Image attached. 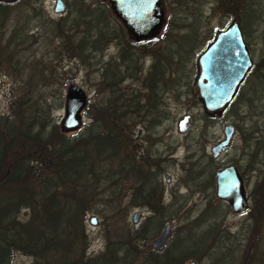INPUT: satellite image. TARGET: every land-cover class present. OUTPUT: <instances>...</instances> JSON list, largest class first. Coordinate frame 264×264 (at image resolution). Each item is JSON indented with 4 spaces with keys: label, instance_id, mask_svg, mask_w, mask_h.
<instances>
[{
    "label": "rangeland",
    "instance_id": "rangeland-1",
    "mask_svg": "<svg viewBox=\"0 0 264 264\" xmlns=\"http://www.w3.org/2000/svg\"><path fill=\"white\" fill-rule=\"evenodd\" d=\"M26 1L34 7V11L22 0L16 9V13L21 15L18 25L22 26V14L36 13L24 25L33 37L16 49L17 56L11 60L9 67L5 60L0 66V117L13 118L19 109L18 98L24 97L29 112H37L47 124L55 125L61 132L65 95L70 85L81 88L87 97V105L81 113V130L91 122V113L105 114L106 110H119L118 106L123 105L121 102L128 105L126 121L122 122L129 127L118 129L120 150L109 167L113 182L97 185L93 210L78 220V253L85 247L87 257H100L108 244L117 245L126 236L129 240L126 248L131 254L129 257L127 249L123 247L128 257L126 264H149L146 259L150 249L144 245L145 241L135 243L129 237L138 228L132 224L131 216L128 215V188L131 185L126 181L127 160L133 150L132 131L135 132V137L139 130L146 128L150 129L148 138L154 137L155 145L146 141L134 147V150L158 148L161 157L165 158L162 162L165 176L159 180L160 185H164L165 198L169 199L168 194L173 187L177 189L176 217L170 215L173 212L165 214L159 222L162 226L151 229L147 238L149 241L155 240L166 225H171V238L166 244L165 252L160 253L162 259L171 250V246L180 240V246H191L186 251H192L198 257H201L206 247H213L207 256L200 260H186V263L195 261L197 264H229L227 252L238 244H245L255 227V216L261 212L262 218L257 220V230H260L253 239L257 242L264 237V208L262 211L260 202L256 204L258 197H264L263 80L253 68L238 102L215 114L204 109L196 87V79L200 73L199 57L213 35L228 25L224 0L220 4L219 0H160L162 24L149 38V41L154 42L139 45L136 49L130 46L133 40L129 31L115 16L108 0H85L86 4L104 9L108 30L115 31V34L113 40L103 42L83 60L76 56L82 28L73 29L68 25L75 15L74 1L61 0L65 5L63 13L54 12L56 0ZM245 4V14H241L239 22L256 65L264 58V0H245ZM64 20L67 25L63 27L62 33H58V27L54 23H63ZM15 21L12 18L1 32L0 46L3 49L9 36L8 29ZM123 51L133 53V58L140 64L137 71L136 61L133 66L130 62H122L120 55ZM138 51L140 54H137ZM109 67L114 69L104 75ZM114 74L120 77L116 87L111 85ZM155 74L159 76L162 87L159 93V110L156 105L154 109L151 108L154 101L158 102V98L146 91L143 82L153 78ZM149 111H152L151 114L144 117ZM186 115L190 116L189 126L184 134H180L178 122ZM226 125L234 127L233 139L225 152L211 161V149L224 140L223 129ZM78 132L79 130L67 135L74 136ZM143 136L142 138L146 137V132ZM172 155L175 161L170 162ZM253 155L256 156L252 158ZM230 165L237 169L240 177L244 176L241 180L245 185L246 200L249 199V210L240 215L232 213L225 203L218 202L210 190L198 189L197 181L188 178V175L199 176L204 188L212 172ZM167 179H170V184ZM116 180L119 185L117 188L114 185ZM206 209H210L205 215L207 220L192 223ZM150 216L151 213L144 209L142 218ZM91 217L97 218L96 226L90 225ZM21 218L23 220L24 216ZM81 232L85 236V243ZM201 237L206 240L200 242ZM223 243L225 250L218 247ZM241 250L235 253L237 259ZM69 256L72 258L74 254ZM118 257L123 259L122 250L118 251ZM11 264H35V261L30 256L16 254Z\"/></svg>",
    "mask_w": 264,
    "mask_h": 264
},
{
    "label": "trees",
    "instance_id": "trees-1",
    "mask_svg": "<svg viewBox=\"0 0 264 264\" xmlns=\"http://www.w3.org/2000/svg\"><path fill=\"white\" fill-rule=\"evenodd\" d=\"M21 1H0V38L8 22L16 19L8 29L4 49L0 46V66L5 60L9 67L11 60L17 56L16 49L33 37L24 25L36 13L22 14V26H19L21 15L16 13V9ZM23 1L34 11L28 1ZM73 1L75 15L68 25L73 29L82 28L76 56L83 60L98 49V39H101V44L113 40L115 31L108 30L103 8L86 4L85 0ZM65 21L54 23L58 33L64 31ZM121 59L124 61V58ZM254 68L263 80L264 88V58ZM110 69L114 67L106 69L104 75H108ZM112 79L111 85L116 87L120 77L114 74ZM121 103L123 105L118 106L119 110H106L105 114L91 113V122L82 129L84 133L80 129L74 136L47 124L37 112H29L24 97L18 98L19 109L13 118L0 117V264H11L16 254L32 257L35 264H126L127 253L129 257L131 255L126 248L129 241L126 236L117 245L108 244L102 256L89 258L85 247L78 253L80 236L77 230L79 218L93 210L97 185L113 182L109 167L120 150L118 129L129 127L122 122L126 121L128 105ZM235 103H231L229 108ZM258 198L256 204L260 202L263 211L264 197ZM258 218H262V212L255 216V227L245 244H238L227 252L229 264H264V237L257 242L253 239L260 230H257ZM81 234L85 243V236ZM202 238L200 242L205 239ZM224 244L218 247L225 250ZM190 247L182 246L177 253L166 254L163 259L151 254L146 260L149 264H185L186 260H200L213 249L204 244L206 249L198 257L192 251H186ZM120 250L123 259L118 257ZM238 250L242 252L237 259L235 253ZM71 254H74L72 258Z\"/></svg>",
    "mask_w": 264,
    "mask_h": 264
},
{
    "label": "water",
    "instance_id": "water-1",
    "mask_svg": "<svg viewBox=\"0 0 264 264\" xmlns=\"http://www.w3.org/2000/svg\"><path fill=\"white\" fill-rule=\"evenodd\" d=\"M4 3H15L18 0H0ZM115 16L130 30L131 36L139 41L149 34L157 32L162 24L160 0H108ZM65 5L56 0L54 12L63 13ZM200 76L198 88L203 106L209 113L225 108L234 99L239 86L252 68V58L243 43L236 24L217 36L214 44L199 57ZM87 105V97L76 85L67 88L64 104V119L60 125L62 133H73L82 128L81 113ZM189 116L178 122V130L184 133L189 126ZM235 129L226 125L223 129L224 140L214 149V157L224 150L233 139ZM215 198L230 204L234 214L248 210L244 194V185L237 169L227 166L216 174ZM91 226L97 225V218L91 217ZM169 228L160 239L152 243L153 249H159L168 239ZM186 264H197L190 261Z\"/></svg>",
    "mask_w": 264,
    "mask_h": 264
},
{
    "label": "flooded vegetation",
    "instance_id": "flooded-vegetation-1",
    "mask_svg": "<svg viewBox=\"0 0 264 264\" xmlns=\"http://www.w3.org/2000/svg\"><path fill=\"white\" fill-rule=\"evenodd\" d=\"M220 2H221V0H219L218 4H220ZM224 2H225V5H227V11L225 12L226 13L225 17L227 18V20H229L228 21V25L225 26L224 28H222V30L216 32L215 35H213V38L211 39L210 43L206 47V50L210 46H212L214 44V42L217 39V36L219 34H221L222 32L226 31L233 24H236L237 27L240 30L243 43L245 44L246 48L249 51V48L246 45V41H245V36L246 35L243 32V29L241 28L240 22H239L241 14H243V15L245 14V10H246L245 0H224ZM128 31H129V34H130V30L129 29H128ZM153 34L154 33H151V34H149V36L147 38H145L143 40H139V41L135 40L130 34V37L133 40V42H131L130 46H132L133 49H136V47H138L139 45H147V44H150V43L154 42L152 40L149 41L150 36L153 35ZM96 44H97V46L99 48L100 45H101V39H98ZM137 54H140V52L138 51ZM249 54H250V51H249ZM250 56H251V54H250ZM120 57L124 58V61H122V62H125V63L130 62V63H132V66H133V64L136 63L137 67L134 65L136 67L135 68L136 71L140 67V64H138L137 61L133 58V53L132 52H130V51H125L124 52L123 51L122 54L120 55ZM251 58H252V56H251ZM134 61H136V62L134 63ZM252 61H253V58H252ZM198 65H199V63H198ZM254 65L255 64L253 62L251 70L249 71L248 75L245 77V79L242 82V84L239 86V88H238V90L236 92V95H235L234 99L230 102V104L233 103V102H238V99H239V97H241V94H242L241 91H242V89H243V87H244V85H245V83L247 81V78L249 77V75L253 71L252 69L254 68ZM136 71H134V72H136ZM199 71H200V66H199ZM199 76H200V73H199ZM199 76L196 79V87H197V90H198L199 98H200L201 102L203 103V101L201 99V96H200V93H199L198 84H197ZM150 79H152V80H150ZM143 82L145 84L144 86L146 88V91H148L149 93L151 92L153 97H157L158 98L157 99L158 102L154 101L153 102L154 106H151V108L154 109L155 105H156L157 110H159L160 109V103H159L160 95H159V93L161 92L160 90L162 88L160 86L161 80H160L159 76H156V74H155L153 76V78L145 79V81H143ZM163 83H165V82H163ZM151 100H153V98ZM230 104H228L225 108H223L221 110L223 111L224 109L229 108ZM221 110H219V111H221ZM219 111L214 112V113H210V114H215V113H218ZM151 112L152 111L146 112L144 117L149 116L151 114ZM158 114H159V112H157V116H156L157 120L159 119ZM189 118H190V116H189ZM130 131H132V129ZM144 132H146V137L142 138V137H144L143 136ZM179 133L180 134H184V133H181V132H179ZM149 134H150V129H147V128L139 130L135 137H134L135 132L132 131V138L131 139H132V142H133L132 143L133 150L131 151V153L129 155V160H127V168H128L127 170L128 171H127V179H126L127 183L131 185L128 188L129 189L128 190V194H129V196H128V207H127L128 215L131 216L132 224L136 228H138V230H140V231L137 230L134 233H130L129 237L131 239V242H135L136 243L137 241H140V240L141 241H145L144 245L146 247H149V249H150V251H149V253L147 255L148 257L151 254L158 255V256L161 255L160 253L163 254L165 252L166 244L169 242V239L171 238V225H166L165 228L163 229L161 235L160 236H156V239L153 240V241L147 240L151 229H154V228L158 227L159 222L162 220V217L165 214H170V213L173 212V214H170V215H172L174 217H176V214H177L176 213L177 202H176V196H175V192L177 190L176 187H173L169 191V194H168L169 199L167 200L165 198L164 185H160V183H159L160 182L159 180L163 179L164 176H165V169L163 168V170H162V162H164L165 158L161 157L162 156L161 152L158 150V148H153L151 150V147H148L149 150L148 149H145V150L142 149L141 151H138L136 149L134 150V147L136 148V146L138 147V146L146 143V141L147 142H152V144L150 143L152 146L155 145L156 141H155L154 137H149L148 138ZM228 146L224 150L220 151V153L218 154L217 157H214L213 149L215 147H213L211 149V154H212L211 156L212 157H210V160L212 161L214 159L219 158L220 155L223 152H225V150L228 148ZM255 156L256 155H253L251 157L254 158ZM170 157H171V159H169L170 162L175 161V159H174L175 157H173V155L170 156ZM224 168H222V169H224ZM222 169H218L217 171L212 172V174L210 175L209 180H207V182L205 183V187L204 188H203V182L200 181V177L199 176H192L191 177L190 175H188V178L189 179H194V180L197 181L196 183L198 184V187H197L198 189L210 190L212 192L213 196L215 197V188H216V185H215V179L216 178L215 177H216V174L219 171H221ZM243 177L244 176L241 175L240 178L244 179ZM191 181H193V180H191ZM167 183L170 184V179H167ZM114 185H115V188L119 187V185L117 183V180L114 183ZM244 189H245V185H244ZM244 194H246L245 190H244ZM246 197H247V195H246ZM247 200H248L247 203L249 204V199L247 198ZM217 201L220 202V203H225L226 205H228L230 207L229 203L222 202V201H219V200H217ZM248 207L250 208V205ZM181 208H182V205L179 208V210H181ZM249 208H248V210H249ZM144 209L151 213L150 217L142 218ZM209 210L210 209H206L205 211H203V213L200 216V218L195 219L194 222H192V223L205 222L207 220V217H205V215L208 214ZM230 210H231V207H230ZM247 211L244 212V213H247ZM161 226H162V224L159 225V228ZM167 228H169L168 239L164 242V244L159 249H157V250L153 249L152 248V243L157 241L158 239H160L162 237V235L165 233ZM212 234H213V232H212ZM181 242L182 241L179 240L178 242L173 244L171 246L172 247L171 250H169L167 253L168 254L169 253L170 254L177 253L179 251V248L182 247V246H180Z\"/></svg>",
    "mask_w": 264,
    "mask_h": 264
}]
</instances>
